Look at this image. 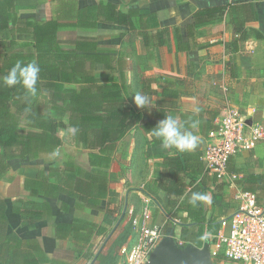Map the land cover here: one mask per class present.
Wrapping results in <instances>:
<instances>
[{
	"label": "crops",
	"instance_id": "crops-1",
	"mask_svg": "<svg viewBox=\"0 0 264 264\" xmlns=\"http://www.w3.org/2000/svg\"><path fill=\"white\" fill-rule=\"evenodd\" d=\"M0 16L6 44L33 43L35 24L49 20L61 24L63 47L90 41L101 61L87 70L99 85L114 83L140 115L111 155L63 142L35 161L10 162L0 179V264H123L120 249L137 242L133 220L145 210L148 224L171 222L179 231L188 213L172 203L183 204L196 174H176L167 161L179 152L148 135L164 116L199 121L197 149L180 153L199 157L189 166L203 169V150L227 106L264 131V0H0ZM138 92L150 97L144 109L134 103ZM45 114L69 119L49 108ZM227 171L236 180L264 177V139L233 155ZM237 191L231 186L228 194Z\"/></svg>",
	"mask_w": 264,
	"mask_h": 264
},
{
	"label": "trees",
	"instance_id": "trees-1",
	"mask_svg": "<svg viewBox=\"0 0 264 264\" xmlns=\"http://www.w3.org/2000/svg\"><path fill=\"white\" fill-rule=\"evenodd\" d=\"M4 20L0 16V23ZM115 20L128 24V19ZM61 28L57 20H49L35 24V39L31 44L0 41L3 53L0 77L6 75L18 60L35 61L40 67L35 95L27 93L20 85L9 88L0 84V179L8 171L11 161H35L39 154L53 153L63 142L111 155L119 140L140 120V115L125 103L114 83L99 85L93 73L87 70L88 63L101 61V57L94 54V45L90 41H76L73 48L63 47L56 37ZM233 33L244 37L241 23L233 24ZM238 39L234 40L233 47ZM47 108L68 113V122L51 121L45 114ZM59 131L64 132L63 139ZM198 158L185 157L179 152L167 161L169 166L176 167V174L188 169H194L196 174L190 176V186H194L186 193L183 204L172 203L178 210L188 213L185 219L179 220L180 229L175 236L179 246L202 247L205 230H215L221 203L229 198V183L208 175L199 163L189 166ZM234 185L242 192L254 194L258 202L264 201V177L248 175L245 179H234ZM172 192L180 196L185 194L183 189ZM193 192L207 193L208 206L206 202L196 207L190 205L188 201ZM217 201L220 203L216 204ZM165 211L169 213L168 209ZM171 225L168 222L163 228L166 234L174 229ZM212 257L214 263L225 262L220 255Z\"/></svg>",
	"mask_w": 264,
	"mask_h": 264
},
{
	"label": "built area",
	"instance_id": "built-area-1",
	"mask_svg": "<svg viewBox=\"0 0 264 264\" xmlns=\"http://www.w3.org/2000/svg\"><path fill=\"white\" fill-rule=\"evenodd\" d=\"M226 88L223 91L226 92ZM237 109L227 106L214 137L206 144L202 162L205 173L218 181L234 186V177L228 174L229 159L243 150L253 149L264 131ZM237 210L218 221L215 230L206 231L211 256H222L226 264H264V201L258 202L252 193L237 191L234 195ZM150 214L143 212L133 224L139 227L138 239L132 246L120 249L123 264H145L151 253L166 235L163 227L148 224ZM176 243L177 239L175 237ZM179 246V244L177 243Z\"/></svg>",
	"mask_w": 264,
	"mask_h": 264
},
{
	"label": "clouds",
	"instance_id": "clouds-1",
	"mask_svg": "<svg viewBox=\"0 0 264 264\" xmlns=\"http://www.w3.org/2000/svg\"><path fill=\"white\" fill-rule=\"evenodd\" d=\"M39 74L40 67L35 61L24 63L18 60L6 75L0 77V84L9 88L20 85L27 93L35 95L37 93V82L40 78ZM134 103L138 108L144 109L150 105L151 100L148 95L138 92L134 95ZM197 111L199 110L197 109ZM198 126V120L181 122L173 115H166L155 127L148 131V135L160 141L163 149L174 148L178 152H192L198 147V136L193 131ZM208 200L209 195L207 193L193 192L188 202L196 207L199 203Z\"/></svg>",
	"mask_w": 264,
	"mask_h": 264
},
{
	"label": "water",
	"instance_id": "water-1",
	"mask_svg": "<svg viewBox=\"0 0 264 264\" xmlns=\"http://www.w3.org/2000/svg\"><path fill=\"white\" fill-rule=\"evenodd\" d=\"M249 123V121L247 122ZM171 221L173 219L170 218ZM145 264H217L211 260L210 243L204 240L202 247L192 244L178 246L175 232L166 234L151 253Z\"/></svg>",
	"mask_w": 264,
	"mask_h": 264
},
{
	"label": "rangeland",
	"instance_id": "rangeland-1",
	"mask_svg": "<svg viewBox=\"0 0 264 264\" xmlns=\"http://www.w3.org/2000/svg\"><path fill=\"white\" fill-rule=\"evenodd\" d=\"M234 195H235L234 193L229 194V198L223 204L221 203L222 210H221V213H220V217L218 218V221L220 219L225 218V217H229L230 215H232L237 210L238 203L236 202V200L234 198ZM261 202H263V201H261ZM216 204H219V201H217ZM177 233H178V230L175 232V235ZM211 260L213 261V257L212 256H211ZM217 264H226V262H223V263L220 262V263H217Z\"/></svg>",
	"mask_w": 264,
	"mask_h": 264
}]
</instances>
